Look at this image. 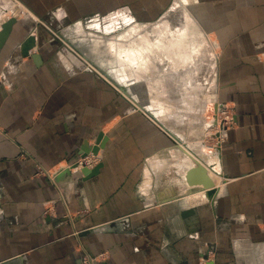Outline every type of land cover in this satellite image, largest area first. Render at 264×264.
I'll return each mask as SVG.
<instances>
[{"label":"crops","instance_id":"obj_1","mask_svg":"<svg viewBox=\"0 0 264 264\" xmlns=\"http://www.w3.org/2000/svg\"><path fill=\"white\" fill-rule=\"evenodd\" d=\"M16 1L30 12L0 47V264H81L100 255L95 264H264V0ZM173 4L183 12L160 22L190 15L197 27L178 34L207 40L183 52L210 45L217 53L213 101L235 115L219 148L174 143L79 60L57 54L54 31L41 27L58 9L74 23L121 7L157 20ZM30 35L37 61L22 52ZM172 46L146 65L162 68L168 84L178 75L167 71L186 63ZM100 133L107 142L87 178L76 163ZM183 144L213 171L214 196L189 194L198 187L186 181L195 164Z\"/></svg>","mask_w":264,"mask_h":264},{"label":"rangeland","instance_id":"obj_2","mask_svg":"<svg viewBox=\"0 0 264 264\" xmlns=\"http://www.w3.org/2000/svg\"><path fill=\"white\" fill-rule=\"evenodd\" d=\"M0 1H2L0 3V17L6 13L11 15V17L22 18L18 14H15V12L21 13V11L26 12L28 13L27 15H29L30 11L24 5V7H22L19 3L14 2L13 0ZM12 5L15 8L10 10V12L6 11L13 8L11 7ZM192 8V5L185 6V9L190 12H193ZM170 11L175 13L179 11L183 12L182 9L173 4L157 20H140L134 16L129 7H121L106 15L100 16L95 14L82 21L74 23L68 19V15L64 9H58L54 13V18L48 19L44 22L42 21L41 27L45 31H48V28H51L54 31L52 35L53 41L50 44L52 47L56 48L57 54L62 55L68 60H79L80 64H83L89 72L99 76L106 83L117 89L119 93H121L126 105L125 107L128 111L132 110L133 112L152 119L146 110H149L150 107L153 109L155 108V114L153 113V116L184 143H206V145L209 146V149L213 146L219 148V143L224 139L226 131L229 130L234 123L227 128L228 126L224 127L222 126V123H217L215 120L217 113H215L214 110L216 104L213 101V83L214 75L216 73L215 61L217 53L214 48H211L210 45H208V49L205 51V48L201 47V50L199 49L197 55L191 54L189 50L182 52L180 56L181 58L184 57V61H186L184 64L185 66H179V68L171 67L170 69L168 68V71L165 69L167 73L172 74L177 72L176 75L178 76L173 85L167 83L166 78L168 75L161 73L162 68L155 69V72L153 73V70L150 67L149 70H151V72L148 71V77L145 78V80H138V78L134 76L133 68L130 65H124L121 62L123 58L129 56L144 57L149 55V48L142 52L141 55L133 50L138 43L143 44L145 42V38H143L144 31H142V28L149 24L157 25L155 27H158L160 21L163 17L167 16ZM175 16H178V14ZM179 17L181 18L172 19L174 27H177V33H181V26L183 28L197 27L193 19H190V15ZM182 18L183 20H181ZM7 20L8 18H6L3 23ZM199 40L200 45L203 43L202 41L205 40V43L207 41L202 35L199 36ZM172 45L171 47L173 48ZM176 51V49H173L170 52L171 54L176 55ZM158 54L159 56H163L166 52H158ZM152 55L154 54L152 53ZM190 57L193 58V61H187ZM157 59V55H154V57L148 58L147 61H154V63H156L155 61ZM182 63L183 61L179 62L180 65ZM141 69V71L144 72L146 70L144 67ZM106 70L119 71L118 77L122 81L112 78V76L109 77L111 78V82L108 81L105 78L107 77L106 75H109ZM130 79L132 81H130ZM119 86L125 90L128 88L130 89L129 91L126 90L125 93V90H119ZM149 86L150 89L155 86L158 93L149 92ZM168 91H170L171 97H169ZM146 92L151 96L155 95L156 101H151L149 98L142 101V99L136 97L138 96L141 98L140 96L145 95ZM172 94L176 98L181 94L183 100H181V97L180 99L173 98ZM149 111L151 112V110ZM182 117H184V119ZM157 125L161 128L158 123ZM169 137L174 143H178L171 135H169ZM185 149L183 148L181 151L185 153V155L188 152L186 156L188 158L192 157L191 160L193 161H197V158L194 156L195 154L192 153L193 151L189 152V150L187 151V149Z\"/></svg>","mask_w":264,"mask_h":264},{"label":"bare ground","instance_id":"obj_3","mask_svg":"<svg viewBox=\"0 0 264 264\" xmlns=\"http://www.w3.org/2000/svg\"><path fill=\"white\" fill-rule=\"evenodd\" d=\"M11 7H13V5L11 6ZM15 7H13V8H10V9H8L7 11L8 12H10V10H13ZM15 10H18V9H15ZM12 12V11H11ZM15 14H18L19 16H20V14L21 15H23L24 14V12H22L21 11V13L19 12V13H17V12H15ZM17 15V16H18ZM12 18V17H11ZM181 20H183V18L181 19ZM159 25V24H158ZM155 26H157V25H153V26H148L149 28H147V30H142V31H144L143 33H144V36H143V38H145V42L143 43V44H141V43H138L136 46H135V48L133 49V50H135L136 52H137V54H139V55H141L142 54V52H144V51H146V49H148L149 50V55L148 56H144V57H141V56H129V57H127V58H123L122 59V63L124 64V65H126V64H128V65H130L132 68H133V71H134V76H136L137 78H138V80L140 79V80H145L144 78L148 75V71H150L149 70V67H147L146 65H147V60H148V58H152V57H154V55L156 56L157 55V57H158V59L157 60H159L160 58V56H159V54H158V52H160V53H163V47H164V45H165V43H166V45H169V47L172 45V44H174V47H175V49L177 50V52H176V55H177V57L179 56V58L180 59H182L181 58V56H180V54L183 52V45H185V44H187V42H190V44H195L194 46L195 47H197V49L199 48L198 46L200 45L199 44V42L200 41H198V39L197 40H193V41H189L188 39L189 38H187V37H185V36H181V35H179L178 33H177V27L175 28L174 27V25H173V23H172V19H165V21L164 22H160V25L158 26V27H155ZM132 28H134V27H132ZM1 29H2V26H0V31H1ZM180 30L182 31L183 30V27L181 26L180 27ZM170 31V32H169ZM175 34V35H168V36H166V35H164V34ZM126 37V36H125ZM203 43H204V41H202ZM203 43L201 44V45H203ZM144 45V46H143ZM146 46H148V47H146ZM165 49V48H164ZM151 50V51H150ZM172 50V49H171ZM201 50V49H200ZM117 52V51H116ZM198 52L199 51H197V54H198ZM152 53L154 54V55H152ZM156 60V61H157ZM156 64V63H155ZM142 67H144L146 70H145V72L144 71H141L142 69ZM156 69V68H155ZM108 73H109V75L110 76H118L119 75V71H117V70H108L107 71ZM144 72V73H143ZM121 73H123V72H121ZM133 75V74H132ZM132 79V78H131ZM130 79V81H132ZM140 83V82H139ZM127 84V83H126ZM141 84V83H140ZM170 84H175V83H171L170 82ZM214 84V83H213ZM213 87H214V89H213V96H215V93H216V85H213ZM141 88V87H140ZM129 89L130 88H128L127 90L129 91ZM184 89V88H183ZM147 90V89H146ZM185 90V89H184ZM183 90V91H184ZM142 92H144V91H142ZM147 95H149V93H145V95H142V96H140L141 98H139L138 96H136L138 99H142V101L144 100V99H146L147 97L148 98H150V96H147ZM176 99V98H175ZM185 99V98H184ZM181 100H183V98L181 97ZM145 101V100H144ZM186 102V101H185ZM185 104V103H184ZM151 105V104H150ZM150 107V106H149ZM185 107V106H184ZM151 108V107H150ZM186 108V107H185ZM205 108V107H204ZM206 108H208V107H206ZM219 108H220V106H219ZM180 110V109H179ZM178 110V111H179ZM182 112V111H181ZM204 112V111H203ZM180 116H181V114H180ZM179 116V117H180ZM196 116V115H195ZM186 117V116H185ZM183 119H184V117H182ZM195 118V117H194ZM196 120V119H195ZM181 121V120H180ZM198 121H199V119H198ZM207 121V120H206ZM182 143H184V142H182ZM184 145V148H186L187 149V151L189 150V152L190 151H192L191 149L192 148H189L187 145H185V144H183ZM185 149V150H186ZM188 153V152H187ZM187 153H186V155H187ZM193 153V152H192ZM195 153V152H194ZM190 155V154H189ZM192 156V155H191ZM194 157V156H193ZM192 158V157H191ZM194 159V158H193ZM195 161V160H194ZM197 162L202 166V167H204L206 170H207V173H208V175H209V177L213 180V182L215 183V175H214V173H213V171H211L210 169H208L200 160H199V158L197 157ZM194 164H195V162H194ZM191 167H189V170H190V168L191 169H193L194 167H196V166H198V165H190ZM186 169V168H185ZM215 186H216V184H215ZM216 188H217V186H216ZM203 194H205V192H202ZM203 195H199V197H198V199L200 200V199H203Z\"/></svg>","mask_w":264,"mask_h":264},{"label":"water","instance_id":"obj_4","mask_svg":"<svg viewBox=\"0 0 264 264\" xmlns=\"http://www.w3.org/2000/svg\"><path fill=\"white\" fill-rule=\"evenodd\" d=\"M16 23H17V18H11L10 20H8L7 22H5L2 25V29L0 31V47H2L6 43L9 36L11 35L13 27ZM36 46H37L36 37H34L33 35H30L22 46V52L25 55V57H30L34 61L39 60L41 58L40 55H38V54H31L30 55V53H29ZM106 76L108 77V79H111V78H109L110 77L109 75H106ZM121 89H122V91L125 90L124 88L119 86V90H121ZM124 92L126 93V90ZM218 106H219V104L215 105V113H217ZM146 112L148 113V115L150 117H152V119L156 123H158L161 126V128L166 133L171 135L178 143L183 142L179 137H177L168 128H166L162 123H160L157 120V118H155L153 116V113H151L149 110H146ZM106 142H107V137H105L103 133H100L97 136V138L95 139L93 146L90 147V145L88 143V147H86L84 149L83 157H86L89 154L98 155L100 149L105 147ZM180 148L183 150V147L180 146ZM194 162L198 166L194 167L193 169H190L187 172L185 178H186V181L190 187L196 186L198 188H196L194 191L190 192L189 194L205 192L207 197L214 196L217 193V190H216V186H215L213 180L209 177L207 170L204 167H202L197 161H194ZM98 169H99V167H97L94 170H90L88 168H83L81 170V172L87 178H90L97 173Z\"/></svg>","mask_w":264,"mask_h":264},{"label":"built area","instance_id":"obj_5","mask_svg":"<svg viewBox=\"0 0 264 264\" xmlns=\"http://www.w3.org/2000/svg\"><path fill=\"white\" fill-rule=\"evenodd\" d=\"M14 2H17L16 0H13ZM2 1H0L1 3ZM19 3V2H17ZM20 6L24 7L22 4L19 3ZM23 9V8H22ZM9 15L8 14H3L0 17V24L6 20V18H8ZM2 18V19H1ZM12 18H17V17H12ZM11 19V18H10ZM8 19V20H10ZM7 20V21H8ZM6 21V22H7ZM4 24V23H3ZM234 111L228 107H226V105H222L220 104V108L218 106L217 109V117H215V120L217 121V123L219 122L220 124L222 123V126H228L227 128H229V126L231 124L234 123ZM222 128V127H221ZM1 132V131H0ZM98 157L96 155H88L82 159H80L79 161H77L76 163V167L79 169H83V168H94L97 164H98ZM38 174H43V171L39 169V173ZM103 255H100L99 257H91V256H85L82 259V263L81 264H95L99 258H102Z\"/></svg>","mask_w":264,"mask_h":264}]
</instances>
